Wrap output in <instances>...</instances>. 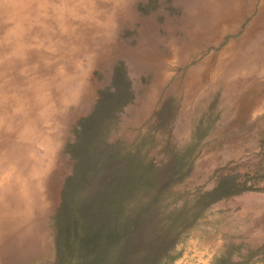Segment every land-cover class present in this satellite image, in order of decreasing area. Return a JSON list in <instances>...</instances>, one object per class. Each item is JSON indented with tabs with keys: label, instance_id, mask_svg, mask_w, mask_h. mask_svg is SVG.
I'll use <instances>...</instances> for the list:
<instances>
[{
	"label": "rangeland",
	"instance_id": "rangeland-1",
	"mask_svg": "<svg viewBox=\"0 0 264 264\" xmlns=\"http://www.w3.org/2000/svg\"><path fill=\"white\" fill-rule=\"evenodd\" d=\"M102 1L0 0V225L34 223L30 235L0 230V264H67L68 243L108 220L132 182L123 208L157 220L190 212L217 177L264 187L263 0ZM244 199L263 204L252 226L235 215ZM262 232L264 190L221 197L163 264H264Z\"/></svg>",
	"mask_w": 264,
	"mask_h": 264
},
{
	"label": "trees",
	"instance_id": "trees-1",
	"mask_svg": "<svg viewBox=\"0 0 264 264\" xmlns=\"http://www.w3.org/2000/svg\"><path fill=\"white\" fill-rule=\"evenodd\" d=\"M136 188L137 184L132 182L125 188V193L116 195L108 220L88 234H82L75 245L68 243L70 254L67 264H163L178 233L199 217L209 203L244 190H264V187L250 183L240 187L236 181L217 177L213 187L194 193V208L190 212L180 208L172 218L157 220L155 214L146 212L147 207L134 214L123 208V198ZM211 264L240 263L227 261L222 255Z\"/></svg>",
	"mask_w": 264,
	"mask_h": 264
},
{
	"label": "bare ground",
	"instance_id": "bare-ground-1",
	"mask_svg": "<svg viewBox=\"0 0 264 264\" xmlns=\"http://www.w3.org/2000/svg\"><path fill=\"white\" fill-rule=\"evenodd\" d=\"M86 1H87V0H86ZM103 1H104V0H103ZM103 1H102V3H103ZM25 2H26V1H25ZM53 2H54V1H53ZM69 2H70V1H69ZM87 3H88V2H87ZM92 3H93V2H92ZM95 3H96V2H95ZM97 3H98V2H97ZM100 3H101V1H100ZM56 4H57V3H56ZM58 4H59V2H58ZM23 5H24V4H23ZM26 5H27V4H26ZM53 5H54V4H53ZM98 5H99V4H98ZM103 5H104V4H103ZM103 5H102V6H103ZM27 6H28V5H27ZM29 6H30V5H29ZM71 6H72V5H71ZM104 6H106V5H104ZM31 7H32V6H31ZM99 7H100V6H99ZM115 7H116V6H115ZM24 8H25V7H24ZM38 8H39V7H38ZM76 8H77V7H76ZM111 8H113V7H111ZM261 8H262L261 11H263V10H264V0H263V3L261 4ZM26 9H27V8H26ZM28 9L30 10V7H29ZM33 9H34V8H32L30 11H33ZM39 9H40V8H39ZM39 9H37V10H39ZM109 9H110V7H109ZM116 9H117V8H116ZM35 10H36V8H35ZM45 10H47V8H46ZM55 10H56V9H55ZM110 10H111V9H110ZM114 10H115V9H114ZM48 11H50V10H48ZM41 12H42V11H41ZM111 12H112V10H111ZM3 13H4V12H3ZM27 13H29V12H27ZM30 13H31V12H30ZM32 13H33V12H32ZM37 13H38V12H37ZM54 13H55V12H54ZM54 13H53V14H54ZM57 13H58V12H57ZM38 14H39V13H38ZM49 14H50V12H49ZM30 15H32V14H30ZM40 15H41V14H40ZM4 16H6V15H4ZM117 16H118V15H117ZM41 17H42V15H41ZM53 17H54V16H53ZM106 17H107V16H106ZM2 18H3V17H2ZM12 18H13V17H12ZM23 18L25 19V17H23ZM23 18H22V19H23ZM44 18H45V17H44ZM104 18H105V15H104L103 19H104ZM112 18H113V17H112ZM6 19H7V18H6ZM28 19L31 20V17L28 18ZM37 19H38V18H37ZM96 19H97V18H96ZM0 20H1V19H0ZM45 20H46V19H45ZM98 20H99V18H98ZM110 20H111V19H110ZM1 21H2V20H1ZM6 21H7V20H6ZM28 21H29V20H27V22H28ZM63 21H64V20H63ZM63 21H62V23H63ZM11 22H12V21H11ZM24 22H25V21H24ZM35 22H36V21H34V23H35ZM41 22H42V20H41ZM43 22H44V19H43ZM53 22H54V21H53ZM59 22H60V20H59ZM85 22H86V21H85ZM88 22H89V21H88ZM91 22H92V21H91ZM93 22H94V21H93ZM25 23H26V22H25ZM56 23H57V21H56ZM56 23H55V24H56ZM89 23H90V22H89ZM98 23H100V22H98ZM53 24H54V23H53ZM72 24H73V23H72ZM96 24H97V23H96ZM0 25H1V24H0ZM27 25H28V24H27ZM46 25H47V24H46ZM64 25H66V24H64ZM85 25H86V24H85ZM88 25H89V24H88ZM99 25H100V24H99ZM76 26H77V25H76ZM93 26H95V25L93 24ZM5 27H6V26H5ZM36 27H37V26H36ZM88 27H89V26H88ZM99 27H100V26H99ZM21 28H22V27H21ZM25 28H26V27H25ZM31 28H32V27H31ZM49 28H50V27H49ZM68 28H70V27H68ZM78 28H79V27H78ZM80 28H81V27H80ZM80 28H79V29H80ZM97 28H98V24H97V27L95 28V31H96ZM42 29H43V28H42ZM70 29H71V28H70ZM6 30H7V29H6ZM50 30L53 31L52 29H50ZM50 30H49V31H50ZM74 30H75V29H74ZM84 30H85V29H84ZM86 30H87V29H86ZM98 30H99V29H98ZM20 31H21V30H20ZM43 31H44V30H43ZM46 31H48V30H46ZM69 31H71V30H69ZM91 31H92V30H90V32H91ZM93 31H94V30H93ZM95 31H94V32H95ZM23 32H24V31H23ZM23 32H22V33H23ZM25 32H26V31H25ZM27 32L29 33V31H27ZM30 32H31V31H30ZM53 32H54V31H53ZM73 32H74V31H73ZM73 32H72V33H73ZM3 33H4V32H3ZM33 33H34V32H33ZM97 33H99V32L97 31ZM24 34H25V33H24ZM58 34H59V33H58ZM85 34H86V33H85ZM87 34H88V33H87ZM92 34H94V33L92 32ZM6 35H7V33H6ZM36 35H37V34H36ZM71 35H73V34H71ZM18 36L21 37V35H18ZM18 36H17V37H18ZM23 36H24V35H23ZM23 36L21 37L22 40H24V39H23ZM26 36H27V35H26ZM26 36H25V37H26ZM47 36H48V35H47ZM60 36H61V34H60ZM60 36L58 37L59 39H60ZM65 36L67 37L68 35L65 34ZM69 36H70V35H69ZM69 36H68V37H69ZM76 36H77V35H76ZM85 36H87V35H85ZM90 36H91V35H90ZM90 36H89V37H90ZM94 36H95V34H94ZM94 36H93V37H94ZM102 36H103V35H102ZM6 37H7V36H6ZM25 37H24V38H25ZM49 37H50V36H49ZM79 37H80V36H79ZM81 37H83V36H81ZM81 37H80V38H81ZM91 37H92V36H91ZM10 38H11V36H10ZM21 38H20V39H21ZM74 38H75V37H74ZM98 38H101V37H98ZM14 39H15V36H14ZM37 39H38V38H37ZM47 39H48V38H47ZM47 39H46V40H47ZM50 39H51V37H50ZM61 39H62V36H61ZM66 39H67V38H66ZM72 39H73V38H72ZM75 39H78V38L76 37ZM75 39H74V41H75ZM2 40H3V39H2ZM2 40H1V41H2ZM10 40H11V39H10ZM33 40H34V38H33ZM40 40H41V39H40ZM46 40H45V42H46ZM78 40H79V39H78ZM95 40H96V39H95ZM8 41H9V40H8ZM11 41H12V40H11ZM11 41H10V42H11ZM38 41H39V39H38ZM47 41H48V40H47ZM50 41H51V40H50ZM54 41H55V40H54ZM57 41H58V39H57ZM67 41H68V40H67ZM79 41H80V40H79ZM98 41H99V40H98ZM2 42H3V41H2ZM16 42H18V41H16ZM35 42H36V41H35ZM45 42L43 43V47H45V46H44V45H45ZM51 42H52V41H51ZM62 42H63V41H62ZM62 42H60V43H62ZM72 42H73V40H72ZM75 42H77V41H75ZM75 42H74V43H75ZM88 42H89V41H88ZM91 42H92V40H91ZM94 42H95V41H94ZM48 43L50 44V42H48ZM57 43H58V42H57ZM77 43H78V42H77ZM97 43H99V42H97ZM0 44H1V43H0ZM5 44H7V42H6ZM9 44H10V43H9ZM19 44H20V42H19ZM19 44H17V45H19ZM21 44H23V43H21ZM33 44H34V43H33ZM33 44H32V45H33ZM40 44H41V43H40ZM66 44H67V43H66ZM92 44H93V43H92ZM14 45H16V44H14ZM14 45H13V46H14ZM47 45H48V44H47ZM50 45H51V44H50ZM50 45H49V46H50ZM69 45H70V44H69ZM96 45H97V44H96ZM0 46H1V45H0ZM9 46H10V45H9ZM22 46H23V45H22ZM28 46H29V45H28ZM61 46H64V45H61ZM5 47H6V46H5ZM14 47H15V46H14ZM35 47H36V46H35ZM82 47H83V46H82ZM91 47H92V46H91ZM95 47H96V46H95ZM7 48H8V46H7ZM15 48H16V47H15ZM21 48H22V47H21ZM21 48L18 50L19 54H20V52H21L22 49H23V48H22V49H21ZM31 48H32V47H31ZM31 48H30V49H31ZM46 48H47V47H46ZM80 48H81V47H80ZM3 49H4V48H3ZM27 49H28V48H27ZM6 50H7V49H6ZM33 50H34V49H33ZM41 50H42V49H40V51H41ZM78 50H79V49H78ZM89 50H91V49L89 48ZM30 51H31V50H30ZM65 51H66V50H64V52H65ZM0 52H1V51H0ZM3 52H4V51H3ZM37 52H38V51H37ZM37 52H36V53H37ZM56 52H57V51H56ZM56 52H55V53H56ZM76 52H77V51H76ZM4 53H5V52H4ZM6 53H8V52H6ZM28 53H29V52H28ZM31 53H32V52H31ZM55 53L53 52V54H55ZM61 53H62V52H61ZM72 53H73V52H72ZM2 54H3V53H2ZM22 54H23V53H22ZM43 54H45V53H43ZM53 54H52V55H53ZM56 54H57V53H56ZM16 55H17V54H16ZM40 55H41V54H40ZM52 55L50 54V56H52ZM93 55H94V53H93ZM0 56H1V55H0ZM44 56H45V55H44ZM50 56L47 55L48 58H49ZM55 56H56V55H55ZM2 57H3V56H2ZM6 57H7V56H6ZM28 57H29V56H28ZM42 57H43V56L41 55V58H42ZM53 57H54V55L52 56V58H53ZM58 57H59V55H58ZM52 58H51V59H52ZM56 58H57V56H56L54 59H56ZM0 59H1V58H0ZM7 59H8V58H7ZM7 59H6V60H7ZM9 59H10V58H9ZM9 59H8V60H9ZM23 59H25V58H23ZM45 59H47V58H45ZM1 60H2V59H1ZM8 60L6 61V64H7ZM18 60H19V59H18ZM49 60H50V59H49ZM4 61H5V60H4ZM16 61H17V60H16ZM50 61H51V60H50ZM2 62H3V60H2ZM21 62H22V61H21ZM34 62H35V61H34ZM56 62H57V61H56ZM11 63H12V60H11ZM11 63L9 62L10 65H12ZM16 63H17V62H16ZM4 64H5V62L3 63V66H2V65L0 66V78L3 77V79L5 78L6 75H4V74L7 73V69H8L7 66L4 65ZM9 64H8V65H9ZM37 64H38V63H37ZM39 64H40V62H39ZM42 64H43V63H42ZM57 64H58V63H57ZM10 65H9V66H10ZM14 65H15V64H14ZM30 65H31V64H30ZM60 65H61V64H60ZM16 66H17V65H16ZM25 66H26V65H25ZM25 66H24V67H25ZM38 66H40V65H38ZM46 66H47V65H46ZM50 66H51V65L48 64V67H50ZM17 67H19V66H17ZM52 68H53V67H52ZM32 69H33V68H32ZM39 69H40V68H39ZM50 69H51V68H50ZM53 69H54V68H53ZM69 69H71V68H68L67 70L69 71ZM30 70H31V69H30ZM40 70H41V69H40ZM9 71H10V70H9ZM11 71H12V69H11ZM26 73H28V72L26 71ZM20 74H22V73H20ZM24 74H25V73H24ZM24 74H23V75H24ZM28 74H29V73H28ZM31 75H32V74H31ZM33 75H34V74H33ZM26 76H27V75H26ZM36 76H37V75H36ZM11 77H13V76H11ZM38 77H39V76H38ZM10 79H11V78H10ZM42 79H43V78H42ZM25 80H26V78H25ZM33 80H34V79H33ZM26 81H27V80H26ZM26 81H25V82H26ZM28 81H29V80H28ZM31 81H32V80H31ZM1 82H2V81H1ZM3 82H4V81H3ZM3 82H2V83H3ZM13 82H14V81H13ZM32 82H33V81H32ZM4 83H5V82H4ZM4 83H3L2 86H4ZM14 83H15V82H14ZM23 84H24V83H23ZM23 84H22V85H23ZM25 84H26V83H25ZM25 84H24V85H25ZM40 84H42V83H40ZM9 85H10V84H9ZM27 85H28V83H27ZM12 86H13V84H12ZM50 86H51V85H50ZM20 87H21V86H20ZM20 87H19V88H20ZM42 87H44V86H42ZM48 87H49V86H48ZM53 87H54V85H53ZM2 88H3V87H2ZM2 88H0V89H2ZM26 88H27V86H26ZM52 89H53V88H52ZM9 90H10V89H9ZM23 90H24V89H23ZM37 90H39V89H37ZM44 90H45V88H44ZM4 91H5V89H4ZM4 91H3V92H4ZM7 91H8V90H7ZM20 91H21V89H20ZM25 91H26V89H25ZM28 91H29V90H28ZM0 92H1V91H0ZM3 92H2V93H3ZM6 93H7V92H6ZM9 93H10V92H9ZM9 93H7V95H8ZM10 94H12V93H10ZM10 94H9V95H10ZM21 94H22V93H21ZM30 94H31V93H30ZM4 96H5V95H4ZM14 96H15V95H14ZM14 96H13V97H14ZM16 96H17V95H16ZM19 96H20V95H19ZM28 96H30V95H28ZM1 97H3V96H1ZM4 98H5V97H4ZM22 98H23V97H22ZM22 98H21V99H22ZM57 98H59V97H57ZM9 99H10V98H9ZM34 99H35V98H34ZM6 101H7V100H6ZM8 101H9V100H8ZM8 101H7V103H8ZM30 101H31V100H30ZM55 101L57 102L58 99L55 100ZM59 101H60V99H59ZM13 102H14V101H13ZM10 103H11V102H10ZM54 103H55V102H54ZM1 104H2V103H1ZM57 106H58V105H57ZM6 107H7V106H6ZM4 108H5V107H4ZM5 109H6V108H5ZM8 113H9V112H8ZM4 115H5V114H4ZM1 116H3L2 113H1ZM31 116H32V115H31ZM6 117H7V116H6ZM19 117H20V116H19ZM35 117H38V116H35ZM36 119H37V118H36ZM8 120H9V119H8ZM10 120H11V119H10ZM12 120H13V119H12ZM17 121H18V120H17ZM19 122H20V121H19ZM1 123H2V122H1ZM20 123H21V122H20ZM36 123H38V121H37ZM5 124H7V123H5ZM9 125H10V124H9ZM5 126H6V125H5ZM15 126H16V125H15ZM15 126H14V127H15ZM21 126H22V124H21ZM33 126H34V125H33ZM37 127H38V125H37ZM5 128H6V127H5ZM16 128H17V127H16ZM22 128H23V127H22ZM17 129H18V128H17ZM23 129H24V128H23ZM20 131H21V130H20ZM8 135H9V133H8ZM2 136H5V135H2ZM0 141H1V140H0ZM5 141H7V140H5ZM2 142H4V141H2ZM4 143H5V142H4ZM9 143H11V142H9ZM8 145H9V144H8ZM17 145H19V144H17ZM26 145H28V144H26ZM0 146H1V145H0ZM11 146H12L13 148H16V147L13 146V144H12ZM6 148H7V147H6ZM16 150H17V148L15 149V151H16ZM18 150H19V149H18ZM19 151H20V150H19ZM22 151H26V149H25V150H22ZM26 152H27V151H26ZM21 153H23V152H21ZM0 154H1V153H0ZM14 154H15V153L13 152V154H11V155H14ZM1 155H2V154H1ZM21 155H22V154H21ZM21 155H20V156H21ZM5 156H6V155H5ZM3 157H4V155H3ZM4 158H5V157H4ZM28 158H29V155H28ZM28 158H26V159L28 160ZM5 159H6V158H5ZM8 159H9V158H8ZM0 160H1V159H0ZM9 160H10V159H9ZM9 160H8V161H9ZM2 161H3V159H2ZM8 161H7V163H10V162H8ZM13 161H14V160H13ZM7 163H5V165H7ZM3 166H4V165H3ZM13 166H14V165H13ZM31 166H32V164H31ZM32 168H33V167H30V170H31ZM17 171H19V170H17ZM16 174H17V173H16ZM20 174H21V173H20ZM2 175H3V174H2ZM0 177H1V176H0ZM14 178H15V177H14ZM19 179H20V178H19ZM19 179H18V180H19ZM21 179H22V178H21ZM18 180H17V181H18ZM2 182H3V181H2ZM15 182H16V181H15ZM21 182H22V181H21ZM25 184H26V183H25ZM28 185H30V184H28ZM14 186H16V185H14ZM3 190H4V189H3ZM5 190H6V189H5ZM16 190H17V189H16ZM16 190H14V191H16ZM6 191H7V190H6ZM8 193H9V192H8ZM10 194H11V191H10ZM27 195L29 196V194H27ZM31 195H32V194H31ZM9 196H10V195H9ZM15 196H17V195H15ZM34 196H35V195H34ZM25 197H26V196H25ZM3 198H4V197H3ZM30 198H31V196H30ZM8 199H10V198H8ZM33 199H34V200H32V201H35V200H36L34 197H33ZM1 200H2V199H1ZM12 201H13V200H12ZM4 202H5V201H4ZM9 202H10V201H9ZM13 202H14V201H13ZM18 202H19V201H18ZM21 202H22V201H21ZM21 202H19V203H21ZM26 202H27V201H26ZM0 203H1V201H0ZM3 204H4V203H3ZM7 204H8V203H7ZM33 204L36 205L35 203H33ZM31 205H32V204H31ZM0 206H1V205H0ZM17 206H18V205H17ZM19 206H20V205H19ZM19 206H18V207H19ZM22 206H23V205H22ZM41 206H42V205H41ZM41 206H40V207H41ZM5 207H6V206H5ZM7 207H8V206H7ZM19 208H20V207H19ZM12 209H13V208H12ZM32 209H33V208H32ZM5 210H6V209H5ZM17 210H18V208H17ZM17 210H16V211H17ZM37 210H38V209H37ZM4 212H5V211H4ZM26 212H27V210H26ZM15 213H16V212H15ZM32 213H34V212H32ZM4 214H5V213H4ZM4 214H3V215H4ZM18 214H19V212H18ZM5 215H6V214H5ZM20 215H21V214H20ZM23 215H24V214H23ZM36 215H38V212H37ZM34 216H35V215H34ZM11 217H12V216H11ZM15 217H16V216H15ZM15 217L6 220L5 223L3 224L4 226H3V225H0V230H1V231H2L3 229H4V231L9 230V231L11 232V235H12L13 233H15L16 235H19V233H20V235H21V234H25V233H26L27 235H28L29 233L32 234V231H33L32 228H33V225H34L32 218H29V217H28L29 219H28L27 221H25V222H26V227L23 228V227L18 226L19 221H20V218H19L20 216H19V217H16L17 219H15ZM6 218H7V217H6ZM2 219H3V218H2ZM35 219H36V218H35ZM22 223H23V222H22ZM20 224H21V223H20ZM30 234H29V235H30ZM11 235H10V236H11ZM7 244H8V243H7ZM11 244H12V243H11ZM21 244H22V243H21ZM21 244H20L19 246H21ZM22 245H23V244H22ZM7 247H8V246H7ZM10 247H11V245H10ZM10 247H8V248H10ZM10 249H11V248H10ZM10 264H11V263H10Z\"/></svg>",
	"mask_w": 264,
	"mask_h": 264
},
{
	"label": "crops",
	"instance_id": "crops-1",
	"mask_svg": "<svg viewBox=\"0 0 264 264\" xmlns=\"http://www.w3.org/2000/svg\"><path fill=\"white\" fill-rule=\"evenodd\" d=\"M244 201V203H242ZM261 200H252V199H244L242 201H240L239 206L240 209L238 210V212L235 214L237 215L238 218H243L244 216L250 214V226H252L253 224H255L257 217H255L256 213H258V211H260L262 209V203L260 202ZM242 203V204H241ZM252 204L253 206L251 207V205H245L246 207L244 208L243 205L244 204ZM247 228V227H246ZM254 235V234H252ZM258 235V237H260V235H264L263 232L261 234H256ZM255 237V236H254Z\"/></svg>",
	"mask_w": 264,
	"mask_h": 264
}]
</instances>
